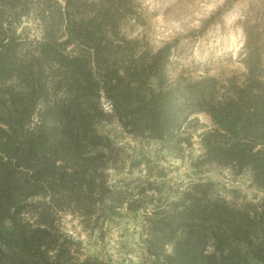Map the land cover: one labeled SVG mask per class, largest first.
Listing matches in <instances>:
<instances>
[{
	"label": "trees",
	"instance_id": "16d2710c",
	"mask_svg": "<svg viewBox=\"0 0 264 264\" xmlns=\"http://www.w3.org/2000/svg\"><path fill=\"white\" fill-rule=\"evenodd\" d=\"M79 8L0 0V264H264V197L208 176L245 174L264 191L262 20L239 18L238 76L191 79L174 73L173 44L118 34L126 0ZM196 112L211 124L192 154L181 129ZM111 123L139 148L127 152ZM184 149L186 180L165 165Z\"/></svg>",
	"mask_w": 264,
	"mask_h": 264
},
{
	"label": "rangeland",
	"instance_id": "374dc122",
	"mask_svg": "<svg viewBox=\"0 0 264 264\" xmlns=\"http://www.w3.org/2000/svg\"><path fill=\"white\" fill-rule=\"evenodd\" d=\"M80 4L82 15H91L107 0H77ZM226 5V11L222 16H215L213 23L208 22V17L221 5ZM126 11L121 10L117 25L119 35L128 38H136L139 45H147L154 50L164 43L173 44V53L170 56L175 60V74H182L191 79L200 76H238L244 70L243 65L238 60L240 46L242 43V32L239 26V18L243 14L259 17L264 28V0H156L153 11L149 12L143 0H126ZM162 15L164 24L160 27L163 32H170V38L161 41L159 45L155 41L157 26L154 24V17ZM219 20V21H217ZM231 20V23L229 21ZM25 32L28 38L37 36L35 23L27 22ZM163 32L160 34L163 35ZM264 36V34H263ZM183 68H186V70ZM106 108V107H105ZM189 121L181 129V134L189 137L191 142L190 150L192 154L198 153L196 144V133L201 129L210 126L208 115L204 112H196L189 116ZM106 129L115 135V140L126 146L127 152H132L139 148V143L121 134L118 127L108 124ZM150 150L151 144H148ZM183 150L182 158L168 159L165 165H169L175 170L171 173L182 180L188 169L187 151ZM208 176L213 180L222 183L225 187L234 186L246 196L252 195L264 197V191L255 190L249 186L245 174L231 177L225 170H210ZM62 230L73 239L80 240L85 254L91 253L92 249L87 243L85 233L81 230L75 217L63 216L61 221ZM133 254L137 255V245H135V235L132 240ZM114 243V242H113ZM92 244V243H91ZM132 254V255H133ZM134 259V258H133Z\"/></svg>",
	"mask_w": 264,
	"mask_h": 264
},
{
	"label": "clouds",
	"instance_id": "9594fccd",
	"mask_svg": "<svg viewBox=\"0 0 264 264\" xmlns=\"http://www.w3.org/2000/svg\"><path fill=\"white\" fill-rule=\"evenodd\" d=\"M218 2L223 3V0H218ZM143 3L145 6H147L148 11L151 12L153 11L155 7L156 0H143ZM153 22L157 26V34L155 37V41L159 45L161 41H164L170 38V32H163V29L160 27L161 25L164 24V18L162 15L154 17ZM229 23H231V20L229 21ZM161 32H163V35L160 34Z\"/></svg>",
	"mask_w": 264,
	"mask_h": 264
}]
</instances>
